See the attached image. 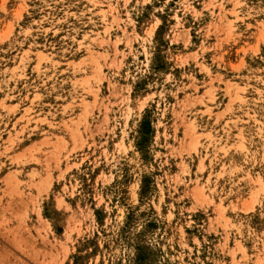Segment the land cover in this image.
<instances>
[{"label":"rangeland","instance_id":"1","mask_svg":"<svg viewBox=\"0 0 264 264\" xmlns=\"http://www.w3.org/2000/svg\"><path fill=\"white\" fill-rule=\"evenodd\" d=\"M0 264H264V0H0Z\"/></svg>","mask_w":264,"mask_h":264}]
</instances>
